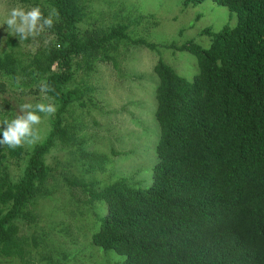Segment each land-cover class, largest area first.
<instances>
[{
    "label": "trees",
    "instance_id": "1",
    "mask_svg": "<svg viewBox=\"0 0 264 264\" xmlns=\"http://www.w3.org/2000/svg\"><path fill=\"white\" fill-rule=\"evenodd\" d=\"M203 1L182 0V6ZM211 1L235 14L236 25L203 30L211 41L207 49L193 42L178 47L195 55L199 72L192 80L161 61L154 66L157 160L150 184L137 188L132 178L108 185L95 180L92 174L102 172L109 157L87 150L84 130L89 108L100 110L98 67L118 70L119 56L130 47L154 50L131 28L155 26V16L81 28L86 0H13L38 5L45 16L51 5L59 20L36 44L24 45L29 51L20 54L28 55V64L0 49V76L13 83L25 77L27 89L46 81L53 90L42 94L57 112L30 151L0 146V264H67L49 256L56 250L52 237L30 232L39 203L54 201L61 189L76 208V222L78 213L105 204L91 242L124 256L115 264H264V0ZM57 148L72 155L80 176L46 163ZM11 160L23 167L12 171Z\"/></svg>",
    "mask_w": 264,
    "mask_h": 264
},
{
    "label": "rangeland",
    "instance_id": "2",
    "mask_svg": "<svg viewBox=\"0 0 264 264\" xmlns=\"http://www.w3.org/2000/svg\"><path fill=\"white\" fill-rule=\"evenodd\" d=\"M86 1L87 11L83 23L79 25L81 28L103 27L120 21L123 16L136 17L137 14L153 15L158 22L155 26L144 23L138 29L131 28L133 35H141L154 44V50L130 47L119 56L118 70L106 65L98 67L94 79L97 88L95 98L100 110L89 108L88 111H92L84 130L88 138L87 150L109 157L105 169L92 174L99 184L108 185L125 177L133 179L134 187L146 188L151 182V171L157 160L155 147L159 136L155 119L158 79L153 71L154 66L161 61L172 67L177 75L192 80L199 72L195 55L178 47L193 42L207 49L211 41L201 34L202 31L210 28L212 32H218L224 26L233 28L236 17L226 7L211 0L186 9L182 6V0ZM48 2L42 0L44 5H48ZM13 6V0H0V49L20 54L29 51V47L25 51L24 45L36 44L40 35L29 38L28 42L19 41L18 37L8 32L4 19ZM27 56H20L25 64L29 63ZM24 79L22 77L13 83L0 76V82L4 85L0 89L2 119L13 118L19 110L18 106L23 103L50 102L38 84L27 89L23 85ZM79 79L80 73L74 83L77 84ZM41 116L42 122L37 126L41 136L38 143L45 139L53 117ZM33 146L23 148L28 152ZM113 152L116 156H111ZM72 158L66 150L57 148L47 154L46 163L67 176H80L79 166L72 163ZM7 164L14 172L23 167L21 160H11ZM66 195L68 193L61 189L54 201L40 202L36 212L37 223L30 229L33 234L44 232L52 237L56 250L50 251L49 256L67 264H115L121 261L124 256L114 251H104L91 242L92 233L99 229V219L105 214V204L89 209L88 213H78L79 221L76 222L73 219L76 208L68 202ZM17 263L18 260L11 261V264Z\"/></svg>",
    "mask_w": 264,
    "mask_h": 264
},
{
    "label": "clouds",
    "instance_id": "3",
    "mask_svg": "<svg viewBox=\"0 0 264 264\" xmlns=\"http://www.w3.org/2000/svg\"><path fill=\"white\" fill-rule=\"evenodd\" d=\"M48 8V15L45 16L38 5L17 4L6 13L4 25H7L8 32L18 37L19 41L36 37L46 29H51L59 20V11L51 5ZM39 89L45 94L53 90L46 81L40 82ZM48 100V103H23L18 106L19 110L13 118L0 120V146L15 150L38 143L41 136L37 126L42 122L41 114L52 117L57 112L56 104L51 102L52 98L48 97Z\"/></svg>",
    "mask_w": 264,
    "mask_h": 264
}]
</instances>
